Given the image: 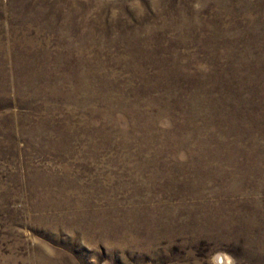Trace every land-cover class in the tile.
<instances>
[{"label": "rangeland", "instance_id": "obj_1", "mask_svg": "<svg viewBox=\"0 0 264 264\" xmlns=\"http://www.w3.org/2000/svg\"><path fill=\"white\" fill-rule=\"evenodd\" d=\"M0 264H264V0H0Z\"/></svg>", "mask_w": 264, "mask_h": 264}]
</instances>
